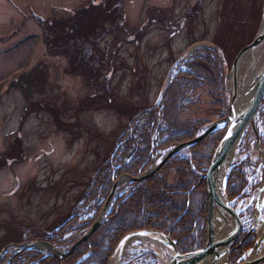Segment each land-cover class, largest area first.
<instances>
[{
    "label": "rangeland",
    "instance_id": "1",
    "mask_svg": "<svg viewBox=\"0 0 264 264\" xmlns=\"http://www.w3.org/2000/svg\"><path fill=\"white\" fill-rule=\"evenodd\" d=\"M263 9L264 0H0V252L5 247L10 257L20 249L11 243L42 240L38 236L77 209L75 225L93 214L86 209L85 192L105 164L106 151L114 146L118 152L116 143L144 126L145 118L130 113L132 105L163 107L160 92L167 76L174 75L173 68L186 69L174 65L197 50L215 49L219 41L226 47L224 72H229L235 54L256 36ZM71 18L70 38L51 37L48 42L56 47L49 51L44 22ZM113 24L116 30L99 45L105 51L115 48V66L106 64V71L100 62L94 72L78 54V39L90 28L102 32V25ZM263 60L264 47L243 70L241 82ZM186 94L189 105L179 110L180 121H216L224 110L207 85ZM242 140L247 153L254 141L250 132ZM161 154L156 152L153 164ZM116 189L121 195L129 183ZM66 244L58 248L67 249ZM142 245L129 244L120 264H134L141 249L166 255L161 245Z\"/></svg>",
    "mask_w": 264,
    "mask_h": 264
},
{
    "label": "trees",
    "instance_id": "2",
    "mask_svg": "<svg viewBox=\"0 0 264 264\" xmlns=\"http://www.w3.org/2000/svg\"><path fill=\"white\" fill-rule=\"evenodd\" d=\"M72 21L71 18L64 21L55 19L53 22H44L43 30L50 35L45 38L49 51L56 47L48 42L51 37V40L59 41L70 38ZM62 23L63 28L65 26L70 28L69 32L63 31ZM115 27H117L115 24L106 28L102 25V32L90 28L88 34L78 39L81 45L78 54L81 60L83 58L84 62H87V66L93 68L94 72L100 71L95 67H98L100 62L105 64L100 66L101 68L106 69V64L108 69L115 66V48L110 50L108 46L105 51L99 45L103 38L116 30ZM72 31L75 33V30ZM218 46L226 59V47L221 41ZM184 67L186 68L184 71L178 72L171 79H166L160 99L163 107L158 109L148 105L143 107L132 105L135 108L130 113L134 112L140 114L141 118H145L144 126L141 129L134 127L129 133L131 136H128L119 146L120 150L117 148L118 152H114V146L110 152L106 151L105 164L97 171L92 184L85 192L88 199L84 203H89L86 209L92 210L93 214L84 217L79 224L75 225L74 221L81 210L77 209L71 215L69 214L71 217L66 216L56 228L43 233V237H38L52 245H61L75 234L79 236L85 234V231L95 223L114 181L119 176L127 174L130 177H136L150 167L151 160L157 151H167L168 148L194 138L208 121L201 118L180 121L179 110L189 105L185 100V97L186 99L188 97L187 92L207 85L224 106V110L219 112V117L226 115L225 106L229 90L225 86V69L218 53L207 49L197 52ZM20 82L23 86L26 82L25 78ZM106 84H109L108 79L100 82L103 91L107 90ZM132 119L133 116L130 120ZM154 130L155 135L151 141ZM224 133V129L210 133L198 144L188 147L185 155H177L169 159L156 173L141 182L132 184L133 190H130L126 200H123L122 196H117L109 214L96 229L95 234L78 245L70 254L58 258L41 254L34 249H22L21 252L12 256L7 264H108L119 241L128 233L141 229L162 231L169 235L177 241V250L180 254L199 249L208 208V196L202 175L208 171L213 151ZM247 163L244 161L240 166L232 169L226 188L228 198L237 195L246 184L244 169ZM171 174L174 176L172 183L169 182ZM240 237L238 242L242 244L230 257L233 262L236 256L244 253L253 244L252 235L242 234Z\"/></svg>",
    "mask_w": 264,
    "mask_h": 264
},
{
    "label": "water",
    "instance_id": "3",
    "mask_svg": "<svg viewBox=\"0 0 264 264\" xmlns=\"http://www.w3.org/2000/svg\"><path fill=\"white\" fill-rule=\"evenodd\" d=\"M264 14L262 23L257 31L256 36L247 46L243 47L237 53V57L234 59L231 64V69L227 72V82L228 88L230 89V103L228 115L219 121H213L208 123V125L201 131L198 136L194 137L188 142H183L178 144L176 147L167 152L166 156L158 163L155 167L146 171L136 178H129L127 175L125 177L129 178L131 181H141L146 179L147 176L153 174L157 171L163 164L171 157L175 156L180 150L188 148V146L197 144L200 140L209 135L210 132L217 130L221 126L226 125L225 134L220 139V143L214 150V154L210 160V170L204 175L206 177V190L208 198V212H207V222L205 224V229L203 232V242L200 249L195 250L190 253L180 254L176 248V241L171 239L168 235L154 231V230H138V232L129 233L127 236L122 238L114 254L110 257L108 264H118L123 254L122 251L124 247L128 244V240L132 237H141L148 238L152 241H155L157 244L163 246L166 251H168L169 256H161L156 253L159 262L161 264H264V250L257 253L258 244L261 241V233L256 228L250 230L251 232L256 233V241L253 246L254 254L248 256L244 261H236L232 263L229 259L230 253L234 250L233 245L235 244L238 236L242 232L241 220L237 215L234 209H232L226 201L225 187L226 180L233 165V158L235 156L238 145L244 132L248 127L255 130L256 115L259 110V105L264 95V60L259 63L258 68L255 70V67L251 68V74L253 76V84L251 86L250 99L245 105L237 107V97H238V70H239V61L244 56V54L251 52L257 56L258 50L263 49L264 47ZM262 47V48H260ZM231 133V135H229ZM257 147L260 150V160L264 164V150L260 148V141L257 140ZM223 181V191L221 196L217 192L218 182ZM122 181V180H120ZM118 182L112 186V190L106 198L105 205L102 212L99 214L95 223L85 232V235L74 242V245L70 248L67 253H71L77 245L82 242H85L91 235L94 234L95 230L102 224V219L105 216L106 209L111 202V198L115 192V187ZM257 196V204L261 198L264 197V178L263 183L260 185ZM259 204L256 206L255 210V223H258L261 214L258 208ZM216 218L219 221H222L226 229L229 230L226 233H222L216 238H212V223L213 219ZM34 243L44 244L49 248L53 249L54 246L44 242L38 241ZM66 253H59L60 256H64ZM254 255V256H253Z\"/></svg>",
    "mask_w": 264,
    "mask_h": 264
},
{
    "label": "bare ground",
    "instance_id": "4",
    "mask_svg": "<svg viewBox=\"0 0 264 264\" xmlns=\"http://www.w3.org/2000/svg\"><path fill=\"white\" fill-rule=\"evenodd\" d=\"M263 11H264V9H263ZM255 60H256V55L251 53V52H248V53L244 54V56L239 61V70H238L239 80H238V84H237L238 97H237V102H236L237 107H239V105L241 103H242L241 104V107H242L250 99V93H251V89H252L251 86H252L253 81H254L253 76H252V74H249L248 77L246 78L245 82H241L240 76L245 75L246 71H243V70L248 69L249 68L248 66H250L249 64L251 62H254ZM246 65H247V67H246ZM250 70H251V68H250ZM223 186H224L223 181L222 180L219 181L217 192L221 196H224L222 194ZM211 227H212V238H216L217 236H220L222 233H226L229 230V228L226 229L227 227H225V225L223 224L222 221H219L216 218L213 219V223H212ZM134 239L135 238L132 237L128 240V242H130ZM144 239H145V237H144ZM146 239L149 240L148 238H146ZM261 240H262V238H261Z\"/></svg>",
    "mask_w": 264,
    "mask_h": 264
},
{
    "label": "flooded vegetation",
    "instance_id": "5",
    "mask_svg": "<svg viewBox=\"0 0 264 264\" xmlns=\"http://www.w3.org/2000/svg\"><path fill=\"white\" fill-rule=\"evenodd\" d=\"M159 151H163V150H159ZM181 155H185V153L184 154H181ZM172 177V180H171V182H170V179H169V182L170 183H172L173 182V179H174V176H173V174H171L170 175V178ZM205 180H204V185H205ZM130 190L132 191L133 190V188L131 189H126V191L122 194V199L123 200H126V197L129 195V193H130ZM205 190H206V185H205ZM68 244L69 242H64V244ZM64 244H61V245H64ZM66 244V245H67ZM141 244V243H140ZM241 244H242V242H240V245H239V247L241 246ZM142 245V244H141ZM143 246V245H142ZM56 247L58 248V247H60V245H56ZM236 250H238L239 248H238V244H237V246H236ZM235 250V251H236ZM235 251L233 252V253H235ZM140 254V255H139ZM139 255V256H138ZM237 257H239V255L238 256H236V258ZM134 258H136V261L134 262V264H155V262H153V260H152V254H141V252L139 251V252H137L136 254H134Z\"/></svg>",
    "mask_w": 264,
    "mask_h": 264
},
{
    "label": "snow or ice",
    "instance_id": "6",
    "mask_svg": "<svg viewBox=\"0 0 264 264\" xmlns=\"http://www.w3.org/2000/svg\"><path fill=\"white\" fill-rule=\"evenodd\" d=\"M229 135H231V133H229Z\"/></svg>",
    "mask_w": 264,
    "mask_h": 264
}]
</instances>
